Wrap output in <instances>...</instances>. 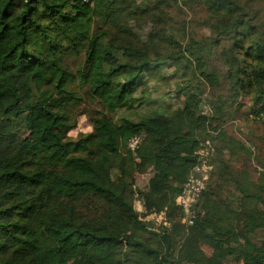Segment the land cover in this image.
<instances>
[{"label":"trees","instance_id":"16d2710c","mask_svg":"<svg viewBox=\"0 0 264 264\" xmlns=\"http://www.w3.org/2000/svg\"><path fill=\"white\" fill-rule=\"evenodd\" d=\"M116 2L0 0V264H263L264 239L255 236L264 231V170L253 179L226 165L219 178L229 175L238 193L235 205L204 191L192 226L181 222L176 198L199 162L201 143L233 118L240 94L252 103L253 116L264 115V6L205 0L220 15L212 25L215 38L205 46L230 41L221 49L230 87L207 96L209 114L197 93L204 80L193 76V90L180 89L188 96L171 117L116 122L100 113L92 119V133L72 140L63 108L77 98L68 89L73 76L63 65L66 53L85 51L87 70L80 77L110 114L135 108L143 75L163 60L151 57L149 47L114 44L107 31L92 32L96 15L110 21L114 6L122 11L125 2ZM151 36L172 43L161 29ZM205 46L194 43L185 55L165 58L186 76L194 73L187 54L193 55L200 75L219 89L220 79L202 59ZM151 62L159 65L152 68ZM21 128L35 130L37 144L22 146ZM135 136L142 141L133 152L128 143ZM136 157L153 165L141 197L145 213L167 215L160 232L133 205L129 166ZM114 168L116 181L109 176Z\"/></svg>","mask_w":264,"mask_h":264},{"label":"rangeland","instance_id":"374dc122","mask_svg":"<svg viewBox=\"0 0 264 264\" xmlns=\"http://www.w3.org/2000/svg\"><path fill=\"white\" fill-rule=\"evenodd\" d=\"M122 1L125 2V5L122 4V6H125L122 11L114 6L116 9V13L112 16L114 20L104 21L100 16H95L92 32L107 31L109 40L114 44H133L149 47L151 57L163 60L160 62V67L143 75L141 85L135 95L137 98L134 104L135 108L132 110L121 109L116 114H110L100 101L91 97L89 85L80 77V73L87 70L85 69V51L80 54L66 53L63 56V65L73 76L68 89L77 98L71 103L65 102L63 108L73 126L69 133L72 140H77L81 135L92 133L94 130L92 119L100 113L107 114L116 122L123 117L135 121L157 115L171 117L176 110L185 104L188 96L186 91L180 92V89L185 88L192 91L190 85L193 76H196L198 82L205 81L200 75L193 55L187 54L193 61L194 73L188 72L186 76H183L184 74L177 70L175 62L169 61L165 57L172 56L179 51H182V54L185 55L189 49L188 47L192 44L199 43L205 46L209 40L215 38V29L212 25L220 23V20L217 19L220 15L215 14V10L211 8V5H208L205 0H163L161 3H159V0ZM122 1L119 0L116 3ZM240 1L247 2L250 0ZM255 2L256 8L264 6V0H255ZM143 5L148 7L147 11H143ZM154 28L161 29L162 32L172 36V43L150 37V33ZM229 43V40L221 39V47L205 46V52L202 56V59L208 65L207 72L213 74V76L216 75L221 83L220 88L215 89L209 83L203 81V87L199 92L197 91L200 98L203 99L202 110L208 114L211 111V105L207 96L212 95V93L216 95L226 94L230 87L229 83L225 81L226 69L223 62L226 56L221 51ZM157 65L159 64L151 62L152 68ZM251 104L247 96L240 94L236 105L238 110L233 118L229 119L222 127L211 131V137L201 143L200 151L204 150L211 153L215 165L214 172H212L205 190L206 195L212 198H218V195L227 204L232 203L235 205L238 193L233 187L232 181L229 180V175L226 181L219 178V173L225 171L226 165L229 170L248 171L253 179H257L261 171L264 170V115L259 118L253 116ZM222 129L225 132V138L222 137L224 135H221ZM19 134L20 144L25 148L37 144V132L35 130L21 128ZM231 142H234L235 145H231ZM122 152L124 153L125 149ZM129 169L134 177V208L143 220L149 222L152 229L160 232L163 226L168 225L167 215L163 212V214L161 212L145 213L144 200L141 197V192L147 190L153 172V165L136 157L130 163ZM109 176L116 181L118 170L114 168L110 171ZM214 188L215 190H213ZM202 199L203 197L199 202L198 211L201 210ZM263 239L264 231L259 230L255 236V241L259 242ZM204 250L208 255L212 252L208 246H204ZM75 256L79 257L77 254ZM25 257H30L27 252H25Z\"/></svg>","mask_w":264,"mask_h":264},{"label":"built area","instance_id":"2783aa9c","mask_svg":"<svg viewBox=\"0 0 264 264\" xmlns=\"http://www.w3.org/2000/svg\"><path fill=\"white\" fill-rule=\"evenodd\" d=\"M140 141L141 136L131 138L128 143V148L132 151H136L140 145ZM199 156L200 159L198 164L190 172L188 179L176 198L177 206L183 211L182 222L187 226H192L197 219V204L203 192L206 190L214 170L211 153L202 150L199 152ZM161 214L163 213L161 212Z\"/></svg>","mask_w":264,"mask_h":264}]
</instances>
